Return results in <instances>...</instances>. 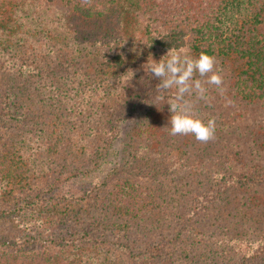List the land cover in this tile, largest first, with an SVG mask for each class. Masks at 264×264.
Masks as SVG:
<instances>
[{"label":"trees","instance_id":"1","mask_svg":"<svg viewBox=\"0 0 264 264\" xmlns=\"http://www.w3.org/2000/svg\"><path fill=\"white\" fill-rule=\"evenodd\" d=\"M117 2L147 17L151 49L233 59L227 87L204 100L218 92L221 107L257 104L264 117V0H0V28L16 23L26 39L18 63L0 60L11 78H0V121L12 140L0 144V220L24 230L0 236V264H264V144L224 125L208 143L173 136L164 155L151 152L128 127L176 90L159 93L160 82L127 70L120 54L90 75L63 49L53 53L64 17L100 19ZM40 29L49 44L29 49ZM18 106L29 107V123L16 119ZM60 222L81 241L78 253L46 246L47 224Z\"/></svg>","mask_w":264,"mask_h":264},{"label":"rangeland","instance_id":"2","mask_svg":"<svg viewBox=\"0 0 264 264\" xmlns=\"http://www.w3.org/2000/svg\"><path fill=\"white\" fill-rule=\"evenodd\" d=\"M146 18L147 17L145 15L126 7L121 2H117L114 6H112L107 14L100 19L83 20L74 16L72 18L64 17L63 21H67L65 24H61L62 30L53 33V37L56 38V45L51 44L54 48L53 53H55L57 58H61L60 49H63V51L69 54L67 57L68 59L77 62L80 66L85 67L86 73L90 75L93 73L92 69L96 71V68H98L99 70L100 66H102L101 63H103L106 58H111L116 54L123 56V66L127 70L136 68L140 71L146 70L149 72L148 67L151 63L154 61L158 62L160 59L166 60L168 57L165 56L167 53H162L158 50L151 49L144 43V21ZM32 23L35 24L33 25L34 27L42 25L41 21L36 22L32 20ZM66 24H68L67 27H65ZM6 25L8 24L4 23V20L0 19V26L5 27ZM10 27V29L5 30L0 28V60H4L6 65L18 63L19 58L17 57L19 56V53L22 52L21 49H25L23 44L26 43L25 38H20V33L15 34L14 28L17 27L16 23H13V25ZM25 29L28 28L25 27ZM40 32L42 36L37 41H34L32 43L33 47H28L29 49L39 48L40 43H43V38L49 36L48 34L43 36L44 33L42 32V29H40ZM22 34L25 36L24 33ZM45 40L49 44L48 39L46 38ZM65 45H69V52ZM10 48L13 49L11 50ZM47 50H49V47L46 45V49L43 51L47 52ZM43 51L41 52L42 54ZM187 54L193 58H197L188 52ZM2 65L3 66H0L2 68L0 70L3 73V75L0 77L1 80L4 81L11 79L8 76L7 71L4 70V63ZM216 68L219 71V74L223 77V84L221 85V88H226L227 83L231 80L232 74L237 70V65H234L233 59L228 61L218 59L216 60ZM194 77L197 79L199 78V75L196 74ZM206 80L207 77H201V81H204L207 92L212 90V88H217L216 86L213 87V85H208ZM217 94L219 93L217 92L214 95V98L211 99L207 98L204 100V97H195L192 99L191 101H194L192 104L195 107L196 115L205 122L208 119L214 118L216 127L218 128L226 125L228 127L227 129L229 130L228 134H230L231 137L234 135L236 130L240 129L241 131L244 130L246 134L243 135L242 138L249 140L251 144H255V142L264 144V117L261 115L259 105L242 104V106H238L237 102L235 101L230 102L227 107H221L218 103L220 99L218 101L216 98ZM197 99L201 100V103H204L203 107ZM28 108L29 107L18 106L16 119H18V121L20 120V124H24V122L29 123L31 121L30 118L32 117V113ZM170 115L171 114L168 111V105L165 103L159 108L146 111L140 116V118L136 120L135 125H130L128 127V130L139 136L137 137L136 141L143 142L141 144H147L151 152L157 148L162 149L163 147H167V149H164L166 153L169 150L168 145L174 144L173 140L171 139L173 136L169 134ZM14 126L15 125H13V127ZM0 131H2V133L6 136L5 139L0 140V144H4L9 133L7 134L6 129L3 128L2 121H0ZM10 136L16 141L15 136H13L12 133ZM183 139L184 137L179 138L181 144H187V141ZM7 141L8 144L12 143L11 138H8ZM134 141V139L127 140V142L123 143L122 141L117 144L119 145L118 154L122 155L126 151L131 150L129 145L132 143L136 144ZM261 141L263 142L261 143ZM176 142L177 143L175 144H179L178 141ZM148 150L149 149H146V151ZM164 151L162 149L163 155ZM163 155L162 159L165 158ZM159 165L165 166L164 163H159ZM161 171L162 172L159 173V178H163V175L165 174H171V172L168 173L167 170ZM172 172H174V170ZM141 174H144L142 170ZM97 232L102 233L100 230ZM45 233L46 237L48 238L47 240L50 241L46 244V246L49 248L61 249L62 247L68 252L70 251L78 253L79 250L77 245L81 241H73L75 239H72L68 231H66V224L64 222L47 224ZM23 234L24 230H21V228L17 226V222H15V220H0V236L11 238ZM56 241L58 243H56ZM99 242L101 241H97V246L100 248L107 247L105 246L107 244L103 245ZM88 244L89 243H86V245Z\"/></svg>","mask_w":264,"mask_h":264},{"label":"clouds","instance_id":"3","mask_svg":"<svg viewBox=\"0 0 264 264\" xmlns=\"http://www.w3.org/2000/svg\"><path fill=\"white\" fill-rule=\"evenodd\" d=\"M81 2L82 5H88L91 0H81ZM165 56L168 57L166 60L160 59L158 62L151 63L148 71L153 78L160 82L159 93L176 90L174 98L164 102L168 105V111L171 114L169 134L172 136L191 135L201 143L214 140L215 119H208L206 122L200 119L195 113L194 105L186 97L195 94L198 98H203L207 92L204 83L200 79H194L196 74L200 77H207L208 85L221 88L223 77L216 68V58L206 53H201L197 58H193L183 50L169 51ZM155 101L163 102V96L157 95Z\"/></svg>","mask_w":264,"mask_h":264}]
</instances>
